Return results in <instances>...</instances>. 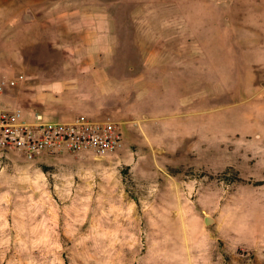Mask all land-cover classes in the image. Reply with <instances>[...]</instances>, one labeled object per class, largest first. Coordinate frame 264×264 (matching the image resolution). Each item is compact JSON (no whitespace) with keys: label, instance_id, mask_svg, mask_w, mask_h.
<instances>
[{"label":"rangeland","instance_id":"obj_1","mask_svg":"<svg viewBox=\"0 0 264 264\" xmlns=\"http://www.w3.org/2000/svg\"><path fill=\"white\" fill-rule=\"evenodd\" d=\"M54 1L103 15L90 34L104 51L25 55L39 67L88 65V77L52 90L0 54L13 81L3 100L25 115L110 120L122 145L32 161L8 150L0 264H264V69L253 54L230 61L222 37L239 29L241 1ZM85 95L99 101L82 106Z\"/></svg>","mask_w":264,"mask_h":264},{"label":"crops","instance_id":"obj_2","mask_svg":"<svg viewBox=\"0 0 264 264\" xmlns=\"http://www.w3.org/2000/svg\"><path fill=\"white\" fill-rule=\"evenodd\" d=\"M240 1L241 4L236 7L239 29L236 31L226 29L222 32L224 45L229 47L227 51L233 56L230 61L236 60L242 53L253 54L255 62L264 69V0ZM72 5L68 1L0 0V54L16 55L17 64L21 69L29 71V83L45 85L52 90L56 85L54 81L57 79L71 77L80 79L79 76L84 79L89 75L85 77L83 75L87 74L88 65L84 67L81 63L63 61L61 64L51 65V68L48 65L39 67L35 65V61L30 62L25 57L27 54L59 52L62 55H90L104 51L101 46L104 43L99 35L97 34L94 38L90 34L101 26L100 24L104 21L103 15L87 12V10L73 12ZM9 26L14 28L9 29ZM213 36H216V30ZM227 62H229L228 59ZM235 67L240 69L238 65ZM91 69V74L96 76L99 74L97 68L91 67ZM50 70H62L63 75L53 79L49 74ZM80 82L81 80H75L73 87L65 86L64 82L61 83L64 87L61 92L68 94L70 92L68 90H71L69 88L81 86ZM2 96H0V105L9 106ZM47 96L49 100H62L49 93ZM76 97V100L83 104L82 106L90 107L91 102L99 101L87 95Z\"/></svg>","mask_w":264,"mask_h":264},{"label":"built area","instance_id":"obj_3","mask_svg":"<svg viewBox=\"0 0 264 264\" xmlns=\"http://www.w3.org/2000/svg\"><path fill=\"white\" fill-rule=\"evenodd\" d=\"M12 82L0 75V96ZM121 145V132L110 120L86 115L68 120L53 119L39 112L25 115L20 106L0 105V158L9 159L5 154L8 150L15 151L26 161L41 154L81 151L104 157Z\"/></svg>","mask_w":264,"mask_h":264},{"label":"water","instance_id":"obj_4","mask_svg":"<svg viewBox=\"0 0 264 264\" xmlns=\"http://www.w3.org/2000/svg\"><path fill=\"white\" fill-rule=\"evenodd\" d=\"M211 221H212V218H210V217H208V216L205 217V222H206V223H210Z\"/></svg>","mask_w":264,"mask_h":264}]
</instances>
